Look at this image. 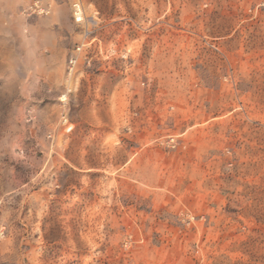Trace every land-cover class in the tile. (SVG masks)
<instances>
[{
  "label": "rangeland",
  "instance_id": "obj_1",
  "mask_svg": "<svg viewBox=\"0 0 264 264\" xmlns=\"http://www.w3.org/2000/svg\"><path fill=\"white\" fill-rule=\"evenodd\" d=\"M73 1L0 0V264H264V0Z\"/></svg>",
  "mask_w": 264,
  "mask_h": 264
},
{
  "label": "built area",
  "instance_id": "obj_2",
  "mask_svg": "<svg viewBox=\"0 0 264 264\" xmlns=\"http://www.w3.org/2000/svg\"><path fill=\"white\" fill-rule=\"evenodd\" d=\"M49 12H50V8L48 6L42 5L38 1H33V2L29 3L28 5H26L22 9L21 14L26 18H32V17L46 16L49 14ZM71 13H72V18L76 24H83L84 23V21H85L84 7L78 0H75L71 3ZM86 32H88V31H86ZM88 34L89 33H85V36H88ZM86 45L89 46V44H86ZM86 45L81 44V46H77L75 48L76 54H79L80 52H82L84 46H86ZM110 54L115 55L116 50L111 49ZM121 57L125 59L127 57V55L123 54ZM85 59H86V57H85ZM77 63H78V56L75 55V53L68 57L67 62H66V69H67L68 74L72 73V71L76 67ZM86 64L89 65L90 61H87ZM59 101L62 105H66L67 94H65V93L62 94L59 98ZM166 146L169 149H175L177 146L175 138L169 137L166 140Z\"/></svg>",
  "mask_w": 264,
  "mask_h": 264
}]
</instances>
